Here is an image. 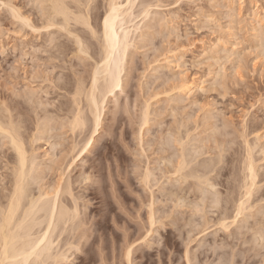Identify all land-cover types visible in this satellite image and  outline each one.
I'll list each match as a JSON object with an SVG mask.
<instances>
[{
    "label": "rangeland",
    "instance_id": "obj_1",
    "mask_svg": "<svg viewBox=\"0 0 264 264\" xmlns=\"http://www.w3.org/2000/svg\"><path fill=\"white\" fill-rule=\"evenodd\" d=\"M3 1H5V0H3ZM8 1L9 0H6V2H8ZM32 1L31 0H10L9 3L13 2L12 4L15 6V8H17V9L20 8L18 10L22 11V12L21 11L20 12H21V14L23 13V16H25V14H27L26 15L27 17H28V15H29V17L31 16L32 21L37 23V21L39 20L38 19L39 18V11L38 10L35 11V10H36V8L38 9L39 4L37 5V3H36L37 7L36 6L34 7L35 1H33L34 3ZM105 1L104 0H96V6H94L95 3H93L94 5L93 4L91 5V6H94V7H92V9L94 8L92 13H94L96 11L95 12L96 15L92 14V17H94V19L92 20L93 23H95V22L100 23V18L103 17L104 13L106 12V8H107L106 3H108V1L107 0H105ZM119 1H123V0H119ZM137 1L139 3L136 2L135 13H137V16H140V13L138 14L137 11H141V4H140L141 1L140 0H137ZM146 1L149 2L150 0H145V2ZM225 1H227V0H156L155 2H157V4L159 3L161 5V6L158 5V7L160 6V8H157V7L154 8L155 2H153V3L151 2L152 4L149 2L151 5H154L153 6L154 9L151 10V12L155 11L156 14L151 13V15H149V17L147 19L145 18L143 21L141 18L142 16L138 17L139 19L138 18L136 19L137 20L136 22H140V27L142 29L139 30L135 34V38H134L135 40H133L134 42L132 44V48H130V50H129L130 53L128 52L130 54L129 56H131V57L128 56L127 57V63L125 62V67H126L125 70L126 71L122 74V75H124L122 77L124 78L123 81H124V84L126 86L123 87L122 91L117 92V94H116L117 97L116 96L115 97H116V99H118V101L113 97V95H110L111 97L110 96L108 97L107 102L108 101H110V102H108V104L106 103V108H105L106 111L104 114L105 117L103 119L104 123L102 125L103 126L102 130L100 131V135L99 134L96 135V138H97L96 144L93 146L92 150L90 151L91 154L89 153L88 157L86 156L85 161H84V162H86V161H88V162H86L85 164H84V162L83 163L79 162L78 167H74L73 171L70 175L71 179L75 181L80 177V173L83 172L81 170V165L87 164L88 166L86 165V168L92 167V170L88 171V173L90 172V176L92 177L91 182L88 181L86 184L80 178L81 179L80 181L82 182V183L80 182V184L83 185V182H84V184H86V185H84V187H83V186H80V184L79 185L76 184V186L74 187L76 195H79L81 197V199H80L81 201H79V205L82 207L84 206L85 209H86L85 206H87V209H88V211L86 209V212H85V209H83V210H82V208L80 209L82 211V213L84 214L83 217L82 218L80 217V218L81 219L84 218L83 223L85 221V224L87 225V226H85V224H84V226H83L84 228L82 227L83 230H81V232L86 233L87 231H89L88 233L90 235L88 233H86V234L83 233V234L86 235L85 238L87 237L88 239L89 238L90 239L87 240V239L83 238V239H85V242L83 240L80 244L83 247L82 246L78 247V249L81 248V250L79 249V250H77V252H75L73 249V251H71V253L69 252L70 253V254L68 253L69 262H65V263H67V264H84V263L85 264H126V261H125L126 259L124 258V256H125L124 254L126 252L125 251L126 250V243L137 244L139 242L141 243V241H142V244H140V243L138 245L134 244L135 248L138 249V251H136V253H135L136 256H135V254L133 255V259H134V260H132L133 264H135V263L136 264H187V261L185 263V259H186L185 253L187 250L189 251L190 255L192 253H193L192 255L195 254L194 255L195 259H194V257L190 256L191 264H203L204 262H205L204 264H208V263L209 264H218V263L219 264H222V263L227 264L228 262H229L228 264H230V262H232V264H234V263L235 264H264V248H263V246H264L263 242L264 241L262 242V244H263V246H262L261 242H259V240H260L259 237L258 238H257V236L254 237L252 235V232H249L251 234L246 233L247 234L246 239H244L245 235L244 236L242 235L241 236L242 238H240V240L244 239V241L245 240L248 241V238L250 237L249 238L250 242H253L254 241L253 239L257 238V241H256L257 243L255 241H254L255 244L249 242L250 245L251 244L252 245L251 246L249 245V247H248L247 245L249 243H246L244 245L243 240H241V241L238 240L240 236L238 237V239L234 238L235 241L233 240L232 237H230V238L233 241L230 238H228L229 239L228 240V239H226V237H228L227 233L225 231L223 232L222 229L220 230V228H219L220 226H218V227L214 226L218 215L217 214L215 215V213H214V210L216 212L217 209L213 208L214 206L211 203L212 197L209 193H207V195L210 198L209 200H211V201L210 202H208L209 200L206 201V206L209 203L207 206V209H208L207 212H205L206 211L205 208L201 205H200V207L204 208V211H202L203 209L201 208L202 210H200V207H198L200 212L201 213L203 212L202 214H200L198 212L201 216H198L199 214H197V213H194V214H196V215H194L192 210H191L195 219L192 218V214H189V212H188L189 207H191V209H193V206H190V205L197 206V204H196L197 202H194L195 197H193L194 195L192 193L189 194L190 197L187 195L189 197V198L187 197L189 202H187V198H185V199L183 198L184 200L182 199V201H184V204H185L184 205L185 207L184 206L183 207L186 208L188 211L186 209L180 208L181 209L180 210V209L176 208L177 209L176 212H178V210H179L180 213H182V214H183V212H181V211H183V210L184 211L186 210V211L184 212V215L180 214L179 212L176 214L179 216H176L174 214L176 216V217H174L175 219L173 217L172 218L168 217L169 216L168 214L170 212L168 209L170 208V210H171L170 215L172 216L173 214H171V213H172L173 209H171V207L173 205H175L176 202L174 204H172L174 201L172 202L167 197V199L172 202V203L169 202L170 204H172L169 206L167 199L166 200L161 199L162 201L160 200V197L162 198L164 196L163 195L164 192L165 191L167 192V189L172 188L171 187L172 186L171 181H169L171 183V185H170V183L168 182L169 178L165 177V173H167V176L170 175V174H168V171H166V169H165L167 164H169V163H167L168 160L173 161L172 163H175V164L177 163V158L179 160H181L182 154L180 152L182 150L181 149L179 150V148H182V146L179 147V145H181V144L177 143V142H179L180 135H181V139L183 137V140L185 142H187V140H188V144L184 143L185 144L184 148L188 147V149L187 148H185V149L189 150L191 148V146H193V149L191 148L189 150L190 153H191V151L193 153V151L195 150L194 151L195 153H193V155L196 154L197 149L194 148V146H197L199 148V145H200L199 150L200 149L203 150L202 153L205 152V155L203 154L204 156H202L200 154L201 151H200V153H199V151L197 152V153H199V158L198 159L196 158V160H198V161L195 160V162L198 163L197 164L198 166L196 165V167H200L199 164H202L203 162L208 163L209 161H207V159L209 158L208 160L212 161V164L215 165L216 170L218 169L216 172H214L217 177L215 176V178H213L214 177V175H213L212 180H213V182H215V179H218L220 176L219 180L216 181L217 183L215 182L216 183L215 189H217V186H218L219 189L217 191H220L223 201L228 200V198L226 199V197H225L228 194L230 195V194L234 193V196H236L238 191H240V190H237L236 187H238L237 184L242 185L241 182L244 179L245 174H246V172L243 171L244 174H242V172L240 171V170H245L244 167H245V162L247 159V156L245 155L247 153H245V151H247V150H245L246 148H242V147L244 145H246V143H248V145L251 144L253 147L255 146V150H254V148L250 149V150H254L255 152H252V151H250V152H251V154L254 153L252 155L253 159H254V161L256 160L258 162L257 163L255 161V164L257 163L256 167L259 165L258 168L259 169L261 168L260 172L257 169L258 175H259L257 178H258V182H260V180H261L260 183L262 184V186H264V55L263 56L261 55L262 51L264 50V47L262 46V43H261L262 42L261 39L264 38V29H262V27L264 28V26H263L264 22L262 24V27L260 26L261 27L260 30L262 29L261 33L259 31L260 35L262 34L261 36L259 35L261 38L255 36V31H254V29L252 30V27L254 28L252 23H255V21H253V20H255L257 17H260V18L264 17V0H233V1L228 0L227 2H230L228 4ZM97 4H98V6H97ZM138 5L140 7V10H139ZM7 10L8 9H6L4 6H0V105H1L0 106V118L8 117V115H11V113H12L11 116H13V117L15 116L14 118L12 117V119H13V121H15V123H17L16 121H18V123L21 122L22 124H24L23 128L21 126V132L24 129L23 130L24 133L22 132V135L25 134L24 136L27 139H29V137L32 136L33 132L39 126L38 122H39V124H43V120L41 118L47 117L50 114H52L49 117L51 119L53 117H55V118H53L51 120L50 124L52 125V123H53V125L55 127L53 125L51 126L50 124H49V126H51L52 128L54 127V129L59 128L58 131L56 129V132L54 131V133L53 132L51 133L52 135L55 136L54 137L55 142L53 141V138L51 139L52 135L45 134L46 140H49V138H50V141H42L41 140V141H38V143H37L38 145L36 144V146L35 145L34 146L39 149V151L37 150L38 155H40L39 157L43 156L42 158H45L47 156V154H46V156H44V155H45V153L48 152L49 158L47 156V158L43 159V160H45L46 163H49V162L51 163L53 158L56 160L58 157L59 158L57 159V161H59V159L62 158V156L59 155V154H61L60 151H61L62 146L63 145L65 146V147L63 146L64 150L62 149V153L64 151V153L66 154V152L68 150H71V148H72L71 145L73 146V144H74L73 143V137L74 136H72L73 134H72L69 126L67 125L68 119H65V116H67V115H65L66 110H67V104L69 105V102H71V100H72V99H70V98H72L70 91L73 88H75L74 84H77L75 82H78V81L81 82L82 81L86 86H88L90 84V79H91V75H92L91 73H92V70L94 67L93 65L96 63V59H97L96 57H98V55H99L98 52L100 51L97 49H100V46L98 44V41L93 40L94 38L93 39L91 38L92 36L90 35L89 31L87 29H86L87 31L84 30L85 28L83 27L84 31L83 30L82 31L84 33L80 29V32H81L80 37L82 34L84 36V34H86V32H88V34H86L87 36H84V37L82 36L81 38L84 41L85 40L88 41V42L86 41V46H87V43H89L88 45H89V48L91 50L89 49L90 52H88V53L91 56L88 55L89 56L88 57L86 55L80 54L82 56V58L85 59V60H83V59H80L81 58V57H79L80 55L76 54L77 58H75L76 48L74 49L73 46L76 47V45L74 44L75 39L73 37L70 38L69 35L67 37V34L62 35L63 32H61L62 34L59 33V35H58L59 31L57 32L56 29H54L56 31V35L58 38V39L56 38V41L53 42L57 45L56 46L54 44V46H55L54 47V46L50 45L51 42L48 39L50 36L49 34L47 35V33H45V32L44 33L46 35L41 34V33H32V32L29 33L30 29H28V28H26V30L28 29L27 30L28 32L25 31V29L23 28L21 23H19L18 21L14 20V19H13L14 21L11 19L12 16L9 15L10 14V13H8L9 10H8V12H7ZM104 10H105V12H104ZM252 11H255L257 13V16L255 15L256 18L253 17L254 14L252 13ZM97 12H99V13L97 14ZM34 13L36 15H34ZM97 16L99 19L97 18ZM34 19H35V21H34ZM257 19H259V18H257ZM15 22L16 23L18 22V23L16 24ZM18 24H20L21 28L18 26ZM150 26H151V29H150ZM147 28H149V29H147ZM18 30H20L21 32ZM22 30H23V32H22ZM142 30L147 31V33L144 32L147 35H145V37L141 38L139 35L141 34ZM47 36H48V38H47ZM52 36L53 35H51L50 38H52ZM55 36L53 38H55ZM64 36H66V37H64ZM60 37H62V38H60ZM85 37L86 38L89 37L91 40L89 38L86 39ZM59 38H60V40H59ZM46 39H48L49 41L47 40V42H50V43H47ZM73 39H74V42L72 41ZM142 39H145V40H142ZM96 41H97V43H96ZM147 41H149V42H147ZM90 42L93 43V44H91L93 47L90 46ZM61 43L65 44V47H64V45L62 46ZM60 45H61V47L64 48L63 49L64 52L62 51V48H60V52H59L58 47H60ZM66 45H67V47H66ZM95 46H97V49ZM52 47L58 48V50L56 49V52H55L54 51L55 49L51 50ZM93 48L96 50H94ZM69 49H71V50H69ZM225 49H227L226 50V51H228L227 53H224V52H226ZM65 51H66V53H65ZM70 51L75 52V53L73 52L74 56H73V53H71ZM57 52L59 53L58 55H61V53L63 55L61 57L60 56L58 57ZM67 52H68V54H67ZM95 52H96V55H95ZM229 53L231 54V56L228 55ZM213 55H215V56H213ZM227 55H228V57H227ZM212 57H213V59H212ZM61 58H62V60H61ZM80 60H82V61H80ZM164 66H165V68H164ZM219 75L223 76L222 79L225 77L221 82H220L221 78ZM215 78L216 79L218 78V86L216 84ZM127 79H128V82H127ZM180 81H185V82H188L189 84H194L193 90L187 91V90L179 89L178 86H179ZM219 85H222V86H219ZM176 88H178V89H176ZM32 91H33L35 96L33 95V93L30 94V92H32ZM25 94H26V96H25ZM29 95L33 96V98L37 96L38 99L36 98L33 100V98H30L31 96L29 97ZM29 98L32 99L33 102L35 101L34 107L30 102L28 104V100H30ZM174 98H175V101H174ZM83 99H85V98L83 97L82 100ZM177 99H178V102H176ZM38 100H39V102H38ZM113 100L116 101L117 103L113 102ZM36 101L38 102L37 103L38 105L42 106L41 108L36 106L37 105ZM40 101H42V104H40L41 103ZM83 101H82V103L86 102V101L85 102H83ZM82 103H81V105H83L82 107L84 108V111L86 109V112H88L87 108H86L87 105H85L86 103L85 104H82ZM63 104H65L66 106L64 107ZM62 105H63V107H61ZM146 105L150 107L149 109L151 111L149 113H150V116L153 117V119L149 116L151 118L149 120H151L152 122L150 121L149 124H147V126H143V130H140V128H142V126L140 127V125H142V124H140L142 122L141 118H143L140 113H142L143 107L145 108ZM70 106L71 105H69L68 108ZM45 107L47 108V112H46V109H44ZM60 108H61L62 114L59 110ZM62 108H64V109H62ZM4 109L5 110L10 109L9 110L10 114L8 111H7L8 112L7 113ZM40 110H42V112H40ZM144 110H143V113H144ZM4 111L7 114H5ZM57 112H58V115H57ZM86 112H85L86 117L88 115L89 117H87V118L88 119L91 118L90 114L86 113ZM38 113H39V115H38ZM44 113L45 114L49 113V115L48 114L45 115ZM3 114H4V117L1 116ZM35 114H37V116ZM40 114H42L44 116H42ZM60 114H61V116H60ZM66 114H68V113H66ZM55 115L58 117H56ZM113 115H114V117H112ZM39 116H41L40 119L37 118ZM63 117L65 119L64 121H63ZM208 117H210V118H208ZM28 119H29V121H28ZM175 119H178V122H180V123L178 124ZM206 119H208V121ZM22 120L24 121V123ZM39 120L40 121L42 120V122L40 123ZM55 120H58L59 123H58V121H55ZM138 121H140V123ZM173 121H175V123H173ZM63 122H64L66 128L64 127V125L62 127ZM59 124H61V128H60ZM91 124H92L91 121H89L87 124L88 127L86 126V128L84 129V133L83 132L81 134L79 133L80 136H79V134L76 135L77 137L79 136L78 139L76 138L78 140V142H81L84 139H86L87 137H89L88 134L90 135V130L92 128ZM171 124H173V125H171ZM138 125H139V127H138ZM178 125H181V126L184 125L186 127L184 128V126H183V128H181V126H178ZM111 126L114 128H112ZM176 126H178V129L180 127L182 129V131H181V129L177 130ZM89 127H90V129H89ZM196 127H198V128L196 129ZM211 127H213L215 133L213 132V129H211L212 132H211V130H209ZM244 127H245V129H244ZM138 128H139V131H138ZM186 128H189L190 132L188 131V129L186 130ZM215 128L217 129V132H219L218 133L219 138H218V136H215V134L217 135ZM61 129H63V130H61ZM203 129H205V130H203ZM26 130L28 133L26 132ZM140 131H142V133ZM177 131L179 133V136L177 135L178 134ZM186 131L189 132V135H190V136L187 135L188 139H186L187 138L186 135L183 136V134H185ZM245 131H246V133H245ZM138 132H140L139 133L140 135L138 134ZM34 133L36 134L37 132H34ZM181 133H183V134H181ZM190 133L193 134L194 136L193 135L191 136ZM212 133H214V135H212ZM222 133H223V135H221ZM84 134H86V135H84ZM174 134L177 136V139H175L176 136ZM219 134L221 135V137L223 136L222 140H221V137ZM27 135H29V136H27ZM207 135H208V139L211 140L212 142L209 140H206ZM211 135H212V137L215 136V137H213L214 139L211 138ZM237 135H239L240 137ZM81 136H84V138ZM242 136L244 139H246V141L249 138L248 141L249 142L251 141V142L249 143L247 141L245 143L244 139H242ZM246 136L247 137L249 136V137L247 138ZM25 137H24V139H26ZM189 137H190V139L194 138L193 141L195 140V138L196 139L198 138V140H200V139L202 140L204 138V140H206V141L203 142V140H202V142H200L201 140L200 141L197 140L198 141V143H197L195 140V143H194L192 141V139L190 141ZM257 137H259V140ZM1 138H2V136H0V143L3 141V139H1ZM139 138L140 139L142 138L143 141L140 140ZM215 138H217V141L220 140L219 142L224 141L223 142L224 146L222 145V143L217 142L215 140ZM164 139L166 140V142ZM212 139L215 140V142L217 143V145H218L217 148L221 145L223 146V148H221V150H220V147H219V149H217L216 146H214V145H216V143H213ZM61 140H62V142H60ZM74 140H75V138H74ZM174 140H177V141L174 142ZM237 140H239V141L237 142ZM57 141H58V143H57ZM70 141H72V142H70ZM170 141H172V142H170ZM205 142H206L207 146H206ZM26 143H29V142L26 141ZM49 143L51 145H53V144L54 145L58 144V145H56L55 147L53 146L55 148V150H54L53 147L51 148ZM189 143L191 146L189 145ZM192 143H193V145H192ZM200 143L202 145H204V147L201 146ZM29 144L31 146V143H29ZM29 144H27V146H29ZM162 144H163L164 149L162 148ZM168 144H170V145H168ZM233 144H234V147H233ZM164 145H165V147H164ZM175 145H178V147H175ZM208 145H209V150L213 149V150H210V152H207L208 151ZM230 145H231V147H230ZM251 145H250V148H251ZM0 146H2V145H0ZM30 146H29V148L27 147L29 149L28 151H30L32 149ZM38 146H40V147H38ZM212 146L214 148H211ZM142 147H145L146 151L143 150L144 148L141 149ZM201 147H203V148H201ZM244 147H246V146H244ZM248 147H247V149H248ZM169 148L171 151L169 150ZM204 148L206 149L205 151H204ZM234 148H236L237 150ZM66 149H68V150H66ZM161 149H163V151H160ZM222 149L225 150L227 153L225 151L223 152ZM3 150H7V151L5 152ZM8 150L9 149L6 146L5 147L2 146L0 149V197L3 194V193L1 194L3 186L6 187V185L8 184V183L6 184V182H9V179L11 178V177L10 178L8 177V179H7L8 181L5 179V178H7V175H8L7 172L9 170H11L10 167L9 168L7 167L9 169V170H7L5 165L8 163V165L9 166L11 165V167H12L11 162L14 160V157H12L14 154L12 153V151H10V150L8 151ZM51 150H52V153L50 152ZM105 150H106V152H105ZM239 151H240V154H239ZM49 152H50V154H49ZM161 152H163V153L161 154ZM220 152H222L223 155H220V154H222ZM260 152H262V153H260ZM10 153H11V155H10ZM54 153H55V155H54ZM140 153L143 154V156ZM218 153H220V154H218ZM7 154H8V156H7ZM175 154H176V156H174ZM224 154L226 157L224 156ZM217 155L220 156V159H224V161H223L224 163L223 164L221 163L223 166L220 163H218L219 158ZM50 156L52 158H50ZM167 156L170 157L171 160ZM196 156L198 157V154H196ZM212 156H213V158H212ZM222 156H223V158H221ZM55 157H57V158H55ZM159 157L161 160L159 159ZM174 157H176V159H174ZM241 157H243L244 159ZM12 158H13V160H12ZM42 158H41V162H42ZM87 158H89V159H87ZM165 158H168V159H165ZM214 158H216L217 160ZM8 159L10 162L8 161ZM50 159H51V161L47 162V160H50ZM242 159H243L244 163H242ZM164 160L165 161L167 160V162H164ZM179 160H178V162H179ZM225 161L227 162V165H226ZM5 162H7V163H5ZM45 162H44V165H45ZM154 162H156V163H154ZM195 162H193V163H195ZM200 162H202V163H200ZM141 163H142V165H144V163H145V165L142 166ZM146 163H148V166H150V167H147L149 170H151L150 168H152V170L155 168V171L154 170L153 171L157 173L156 176H158V174H159L160 180H162V178L164 177L163 181H161V184H158V180L155 183L156 178L154 177L155 180L151 185H153L156 188H154L153 191L154 192L158 191L160 189V186L162 189L166 188V190L161 189V190H159L160 191L159 193L158 192L155 193L157 196V198H156L157 201L155 200V202H157V203H155L156 204L155 207H157V208L154 207L155 210L158 209L157 210V213H158L157 217L159 216L158 218L161 219V221H165V222L163 223V225H161L163 227H161L160 224L158 225L159 229H157V231L159 230L160 231V232L158 231L159 233H157L155 231L156 234H152L151 237H148V243H145V241L143 239H141V237H142V234H144L146 231V230H144L143 227H145V226L148 227L147 218H149V217H147V216L149 214V209H148L149 201L148 200H149L150 195L145 194L149 190H147L145 187L142 188L144 186V185H142V178L140 180L139 175H138V174L143 175L142 172L147 169ZM215 163H217V164H215ZM103 164H104V166H103ZM175 164H172V166ZM218 164H219V167L217 168ZM51 165H52V163H51ZM160 165H161V167H160ZM242 165L244 167H242ZM136 166L138 167L139 171H140V168H142L141 170H143V169H145V170L140 171L141 173H139V171H138V173H137L136 171L138 169L137 170L134 169V168H137ZM169 166L172 169H170ZM172 166L168 165L169 169L168 168L167 169L173 170V167H175V166H173V167ZM193 166H195V165H193ZM76 168H78V169H76ZM219 168L220 169L223 168V169L220 170ZM108 170L110 172L109 173L110 175L108 174ZM161 170L164 172L166 171V172L164 173ZM238 170H239V172H238ZM47 172H48V174H46ZM135 172L137 174H135ZM220 172H221V174H220ZM10 173L11 172L9 171V174ZM118 173H119V175H118ZM231 173L234 174L233 177L235 179L232 177ZM44 174H45L44 175L45 178L50 177L49 180H48V178L45 179L48 187L52 186V184H50V183H53V181L56 182V180H58V179H55V178H58L57 173L55 171H53V172L51 171V173H50L49 171L45 170ZM160 174H161V176H160ZM241 174L244 175L243 178H242ZM5 175H6V177H5ZM141 175H140V177H142ZM154 175H155V173H154ZM3 176H4V178H3ZM8 176H10V175H8ZM76 177H78V178H76ZM168 177H170V176H168ZM166 178H167V180H165ZM229 178L230 179L233 178L232 181L229 180ZM239 178H242V179H239ZM259 178H260V180H259ZM119 179H121V180H119ZM157 179H159V178L157 177ZM236 179L239 181H237ZM110 180L112 181V183ZM225 180L226 181L228 180V181L225 182ZM235 180H236V183H235ZM240 180H241V182H240ZM166 181H167V184H166ZM172 182H174V180ZM4 183H5V185H4ZM88 183H89V185H88ZM154 183L157 185L155 186ZM230 183H231V185H230ZM53 184H55V183H53ZM162 184L163 185L166 184V187L163 186ZM173 184L175 185L176 183H173ZM177 184H176V186L178 188H180L181 186L185 187V185L179 186L180 184L179 185H177ZM234 184L236 186H234V189H233L232 185H234ZM257 184H259V183H257ZM77 185H78V187H77ZM112 185H114V186H112ZM158 185H160V186H158ZM168 185H170L169 188H168ZM260 185H258V186H260ZM89 186H90V188H88ZM176 186H174L173 188L178 189ZM86 188H88V189H86ZM223 188H224V190H223ZM261 188L262 187L260 186V189ZM144 189H145V192H144ZM156 189H158V190H156ZM226 189H227V191H226ZM238 189H239V187H238ZM260 189H259V191H257L258 195L256 196V194H255L256 198L257 197L259 198V195H260V197H262V192L264 195V191H263L264 187L261 190ZM34 190L37 193V191H38L37 186L34 187ZM234 190L237 193L233 192ZM82 191L84 192L83 193L84 195H82V193H81ZM213 191H215V190H213ZM224 192H226V193H224ZM240 192H242V190ZM114 194H116V195H114ZM161 194H162V196H160ZM222 194H223V196H222ZM224 194H227V195H224ZM99 195H101V196H99ZM232 195H230V197ZM82 196H83V198H82ZM181 196H183V194ZM191 196L193 198V203H191L192 202ZM165 197H166V195L164 196V199H165ZM224 197H225V199H224ZM137 198H140L141 202H140V199H137ZM179 198H181V197L179 196ZM253 198L256 199L255 197H253ZM263 198H264V196L262 197V199ZM82 200H83V203H82ZM88 200L90 201V205L88 203L89 202ZM142 200H143V202H142ZM159 200H160V203H159ZM164 201H166V205H163ZM258 201H256V204L260 202V201L259 202ZM185 202L187 203L188 206H186ZM210 203L212 205H210ZM261 205L264 206V203H261ZM261 205H259V207H256L255 212L258 211V208H260ZM165 206L168 209H166ZM211 206H213V207H211ZM159 207H161V208H159ZM163 208L165 209V211H162ZM215 208H217V207H215ZM122 210H123V212H121ZM193 211H194V209H193ZM176 212L174 211V213H176ZM160 213L161 214L163 213L162 216ZM164 213H166V214L168 213L167 214L168 216H166ZM188 214H189V216H187ZM206 214H208V215H206ZM209 214H210V216H209ZM164 215L169 218L168 221H166V219H164L165 218ZM205 215L212 218V219L215 216L216 220L211 219L213 221L214 225L211 223L212 221H210V219L208 217L207 218L205 217ZM81 216H82V214H81ZM182 216L183 217L186 216L185 222H184V220H183L184 218ZM202 216H204V217H202ZM260 216H261V214H260ZM260 216L258 217L259 219L261 218ZM188 217H190V218H188ZM201 217H202L203 221L206 219H209V221L211 223L210 225H213V226L209 225V227H211L210 228L211 230L209 229L210 231L207 230V233L209 235L205 234L203 236V234H200V236H198L199 231H201V229L199 228V226L202 224V220H200ZM187 218L190 219L191 221L193 220L194 221L193 224L195 223V221H196V224H198L200 222H201V224H198L199 226L195 224L193 227H190L192 225H190L191 223H187L188 221H190ZM258 218L256 217L255 220H258ZM103 219H105V220L107 219L108 222L105 221L107 223L106 224L104 223L101 226L95 225V223H94L95 221H101ZM140 219H142L143 221ZM172 219H174V220L177 219L178 224L177 223L175 224L174 220L172 222ZM181 219H182L184 224H182V222L180 224ZM252 219H254V218H251V220H249L250 225L252 224V222L254 223V221H252ZM260 220H262V218ZM262 222H264V220ZM91 223H93V224H91ZM141 223H143V224H141ZM171 223H173L174 226L172 225V227H171ZM164 224H165V226H164ZM178 225H179V228H178ZM195 226H197V229L199 228L197 231L195 229ZM261 226H264V223ZM185 227H186V230L184 229ZM156 228L157 227H155V229ZM142 229L144 230V232ZM145 229H147V228L145 227ZM191 229H194L197 233ZM217 229H218V231L220 230L219 231L220 233H218V235H217ZM231 229L233 230L234 227H232ZM179 230H181V231H179ZM190 230L193 231L194 233L191 232V234H189ZM214 231H216V233H214ZM126 232H127V234H126ZM244 233H245V231H244ZM87 234H88V236H87ZM222 234H224V235H222ZM190 235L194 240L190 237ZM196 235H197V238H199L200 240L195 238ZM214 236H217L215 238L216 239L218 238V240L214 239ZM251 236H253L254 238L253 237L251 238ZM158 237H159V239L161 238L160 241H159ZM200 237L203 240L205 237L207 240L205 239L203 241ZM223 237H224V241L221 240V238H223ZM126 238H127V240H126ZM123 240L124 241L126 240V243ZM212 240H213V243L217 242V244L214 245L212 243ZM157 241H158V243H157ZM199 241L204 242L205 244L201 243ZM237 241H238V243H237ZM242 241H243V243H242ZM112 242L114 243V245ZM207 242L209 243L208 245H210L209 247L206 246ZM218 242L221 245H218ZM200 243L203 245V247H201ZM224 243L230 244L231 248L228 246L224 247L226 245V244L224 245ZM241 243L243 246L241 245ZM146 244H147V246H146ZM148 244H150V245H148ZM184 244H187V246ZM198 244H200V246ZM196 245H198V247ZM212 245H213V247H211ZM233 245H235V246H233ZM124 246H125V248H124ZM136 246H139V247L137 248ZM245 246L249 249V251ZM252 246H253V249L251 248ZM259 246H262V249L259 248ZM220 247H222V248H220ZM232 247L235 248L234 249L235 251L233 250ZM196 248H201L202 251H201V249H196ZM243 248H245V249H243ZM195 249L198 251H196ZM213 249H214V253L212 251ZM251 249H252V251H251ZM257 249L258 250L260 249V250L258 251ZM101 250H103L104 252ZM221 250H223L222 251L223 253H221ZM232 250L235 252V253H233V255L236 258L232 257L233 256L231 254L233 252ZM244 250H245V252H244ZM238 251L241 254H243L244 256H242L240 253H238ZM242 251H243V253H242ZM134 252H135V250H134ZM217 252H220V253H217ZM255 252H257V253L254 254ZM259 252H260V254H259ZM84 253H85V255H84ZM113 254H115V255H113ZM221 254L222 255L224 254V255L222 256ZM225 254H226V256H225ZM258 254H259V256H258ZM196 255H197V257H196ZM114 256H115V258H114ZM249 256H251V257H249ZM255 256H257V257H255ZM227 257H228V259L226 260L225 258H227ZM231 257L234 258L233 261H231L232 260ZM217 258H219V259H217ZM220 258L222 259V262H221ZM192 259H193V261L195 260L194 261L195 263H193ZM224 259L226 261H224ZM247 259H250V260H247ZM250 261L252 263H249Z\"/></svg>",
    "mask_w": 264,
    "mask_h": 264
},
{
    "label": "bare ground",
    "instance_id": "obj_2",
    "mask_svg": "<svg viewBox=\"0 0 264 264\" xmlns=\"http://www.w3.org/2000/svg\"><path fill=\"white\" fill-rule=\"evenodd\" d=\"M10 1V0H9ZM9 1L8 2H6V0L5 1H3L2 0V3H0V6H4L6 9H8L9 10V12H8V10H7V12L8 13H10L9 15H11L12 16V20L14 19V20H16V21H18L19 23H21V25L23 26V28L25 29V31H27L28 29H30V32L29 33H41V34H45V33H47V35L49 34L50 36H49V38H48V36H47V38L50 40V42H47V40L48 39H46V42L47 43H50V45H52V46H54V44L55 43H53V42H55L56 41V38H57V35H56V31L58 32V35H59V33H61V32H63V34L62 35H66L67 34V37H68V35L70 36V38H74L75 39V45H76V47L75 46H73L74 47V49L76 48V53H75V58H77L76 57V54L77 55H80V54H83V55H86V56H91L88 52H90L89 51V43H87V46H86V41L87 40H83L81 37L83 36V34L81 35V37H80V29H81V31L83 30V27L85 28L84 30H88L89 31V33H90V35L92 36L91 38L93 39V40H97L98 41V44H99V46H100V49H97V46H95L96 47V49L97 50H100L99 52H98V57H96L97 59H96V63L93 65L94 67H93V70H92V75H91V79H90V84L88 85V86H86L82 81L80 82V81H78V82H75V83H77V84H74L75 85V88H73L70 92H71V97L72 98H70V99H72L71 100V102H69V105H71L69 108H68V104H67V110H66V113H68V114H66L65 112V115H67V116H65V119H68V126H69V128H70V130H71V132H72V136H74L73 137V146L71 145V150H68V149H66V150H68L67 152H66V154L64 153V151H63V153H62V149H63V146H62V148H61V154H59L60 156H62V160L61 159H59V161H57V159L59 158H57V157H55V158H57L56 160L53 158V160H52V165H51V163L49 164V163H46L45 162V160H43V159H45V158H47V156H48V152L47 153H45V155L44 156H46V154H47V156L45 157V158H42V157H39L40 155H38V151H39V149L38 148H36L35 146H36V144L38 143V141H50V138H49V140H46V138H45V134H49V135H52L51 133L53 132L54 133V131L56 132V129H54V125H53V123H52V125L54 126L53 128L51 127L52 125L50 124V122H51V120L53 119V118H55V117H53L52 119L49 117L50 115H52V114H50L49 115V113H47L49 116H47V117H44V118H41L42 120H43V124H39V122H38V127L36 128V130L34 131V132H37L36 134L33 132V134H32V136H30L29 137V139H27L24 135H22V132H23V130H22V132H21V126H22V128H23V126H24V124H22L20 121V123H18V121H16L17 123H15V121H13V119H12V117L13 116H11L12 115V113H11V115H8V117H5V118H0V136H2V138L1 139H3V141L0 143V145H2V146H6V147H8V149L10 150V151H12V153L14 154L12 157H14V160H13V158H12V162H11V164H12V167H11V165L9 166L8 165V161H9V159H8V161L7 162H5V163H7L5 166H6V168L8 167H10V169L11 170H9L8 168H7V170H9L11 173L9 174V171L7 172V174L8 175H10V176H8L7 175V178H5L6 180L8 179V177L10 178L9 179V182H6V187L5 186H3V188H2V191H1V194H2V196L0 197V262H2V264H67V263H65V262H69V256H68V253L70 252L71 253V251H73V249H74V251L75 252H77V250H81V248H79L78 249V247L80 246H82V245H80L81 244V242L84 240V242H85V239H87V240H89L87 237L85 238V236L86 235H84L83 233H85V232H81V230H83V226H84V224H85V221H84V223H83V219H81L82 217H83V213H82V211L80 210L81 208H82V210L83 209H85L84 208V206L82 207V206H80L79 205V201H81L80 199H81V197L79 196V195H76V193H75V186H76V184H80V180L82 179V181H84L86 184H87V182L88 181H90L91 182V180H92V177L90 176V172L88 173V171L89 170H92V167L91 168H86V165H81V170L83 171L82 173H80V177L78 178V177H76V178H78L77 180H72L71 179V177H70V175H71V173H72V171H73V168L74 167H78V163L79 162H81V163H83L84 161H85V158H86V156L88 157V154L90 153V151L92 150V148H93V146L96 144V135H100V131L102 130V125H103V119H104V117H105V111H106V103L108 104V102H110V101H108L107 102V99H108V97L110 96V95H113V97L116 99V94H117V92L118 91H122V89H123V87L124 86H126L125 84H124V78L122 77V76H124V75H122L126 70H125V62L127 63V57L130 55L129 53V50H130V48H132V44H133V40H135L134 38H135V34L139 31V30H141L142 28L140 27V22H136L137 20V18L138 17H141L142 18V21L146 18H148L149 17V15H151V13H155L156 14V12L155 11H153V12H151V10H153L154 8H160V4L158 3L157 4V2H155L156 0H152L153 2H155L154 3V5H151L148 1H146L145 2V0H140L141 1V11H137L138 12V14L140 13V16H137V13H135V5H136V2H138L137 0H123V1H119V0H107L108 1V3H106V5H107V8H106V12H105V10H104V15H103V17L102 18H100V23H96L95 21V23H93V19H94V17H92V14H94V15H96L95 14V12L94 13H92L93 12V9H92V7H94V6H96V0H33V1H35V4H34V7L36 6V3H37V5L39 6L38 7V9L36 8V10L35 11H39V22L37 21V23H35V22H33L32 21V17L30 16L29 17V15H28V17L26 16L27 14H25V16H23V13L21 14V12L18 10V9H20V8H15V6L10 2L9 3ZM32 1V0H31ZM32 1V2H33ZM105 1V0H104ZM228 1V0H227ZM227 1H225V2H227ZM233 1V0H232ZM231 1V2H232ZM31 2V3H32ZM106 2V1H105ZM104 2V3H105ZM34 3V2H33ZM32 3V4H33ZM93 3H95V5L93 4ZM139 3V2H138ZM228 3H230V2H227V4ZM233 3V2H232ZM13 6H12V5ZM94 5V6H91V5ZM139 4V5H140ZM139 5H138V7H139ZM158 5H160L159 7H158ZM97 6H98V4H97ZM153 6H154V8H153ZM33 7V8H34ZM37 7V6H36ZM96 8V7H95ZM99 8V7H98ZM105 9V8H104ZM138 10V9H137ZM139 10H140V7H139ZM34 11V12H35ZM99 12H97V14H98ZM158 13V12H157ZM252 13L254 14V16L253 17H255V15L257 16V13L255 12V11H252ZM136 14V15H135ZM259 14V13H258ZM34 15H36L35 13H34ZM251 15V14H250ZM10 16V17H11ZM100 17V16H99ZM31 18V19H30ZM97 18H98V16H97ZM256 18V17H255ZM257 18H259V19H257ZM255 20H253V21H255V23H252L253 24V26H254V28L252 27V30L254 29V31H255V36H257V37H260L261 35H260V33H261V30L262 29H264L263 27H262V24H263V22H264V17L262 18H260V17H257ZM99 19V18H98ZM97 19V20H98ZM139 19V18H138ZM13 20V21H14ZM105 20H108V25H107V29L105 28ZM34 21H35V19H34ZM17 22V23H18ZM99 22V21H98ZM16 23V22H15ZM16 23V24H17ZM18 26L20 27V24H18ZM262 27V29L260 30V28ZM264 26V25H263ZM80 27V28H79ZM21 28V27H20ZM22 28V29H23ZM26 28H28L27 30H26ZM146 28V27H145ZM54 29H56V31L54 30ZM147 29H149V28H147ZM146 29V30H147ZM150 29H151V26H150ZM54 30V31H53ZM83 30V31H84ZM86 30V31H87ZM18 31H20V30H18ZM24 31V32H25ZM82 31V32H83ZM85 31V32H86ZM148 31V30H147ZM147 31H144V30H142V32H141V34L139 35L141 38L142 37H145V35H147L146 33H147ZM259 31H260V33H259ZM21 32V31H20ZM22 32H23V30H22ZM28 32V31H27ZM45 32V33H44ZM144 32H146V33H144ZM65 33V34H64ZM84 33V32H83ZM149 33V32H148ZM60 34V35H61ZM86 34H88V32H86ZM86 34H84V36H87ZM36 35V34H35ZM46 35V34H45ZM51 35H53L52 36V38H50L51 37ZM56 35V36H55ZM260 35V36H259ZM25 36V35H24ZM55 36V38H53ZM83 36V37H84ZM149 36V35H148ZM38 37V36H37ZM59 37V36H58ZM64 37H66V36H64ZM263 37V36H262ZM60 38H62V37H60ZM60 38H59V40H60ZM86 38V37H85ZM87 38H89V37H87ZM86 38V39H87ZM149 38V37H148ZM261 38V37H260ZM259 38V39H260ZM58 39V38H57ZM69 39V38H68ZM74 39L72 40L73 42H74ZM90 39V38H89ZM264 39V38H263ZM263 39H261L262 40V46L264 47V40ZM48 40V41H49ZM91 40V39H90ZM142 40H145V39H142ZM58 41V40H57ZM97 41H96V43H97ZM61 42V41H60ZM88 42V41H87ZM147 42H149V41H147ZM57 43V42H56ZM58 44V43H57ZM91 44H93V43H91L90 42V46L91 47H93ZM49 45V44H48ZM56 45V44H55ZM61 45L63 46L64 45V47H65V44H62L61 43ZM61 45H60V47H58L59 48V52H60V48H62V51L64 52V48L63 47H61ZM95 45V44H94ZM97 45V44H96ZM57 46V45H56ZM98 46V47H99ZM55 47V46H54ZM54 47H52L51 48V50H53V49H55L54 51L56 52V49L58 50V48H54ZM66 47H67V45H66ZM73 49V48H72ZM73 49V50H74ZM94 49V48H93ZM92 49V50H93ZM96 49H94V50H96ZM69 50H71V49H69ZM91 50V49H90ZM227 49H225V51H226ZM48 51V50H47ZM53 51V52H54ZM61 51V52H62ZM67 51V50H66ZM66 51H65V53H66ZM224 51V50H223ZM62 52V53H63ZM71 52V51H70ZM73 52H71V53H73ZM129 52V53H128ZM219 52V51H218ZM217 52V53H218ZM228 51H226V52H224V53H227ZM61 53V55H58L59 53L57 52V55H58V57L60 56H62L63 54ZM64 53V54H65ZM74 53H73V56H74ZM55 54V53H54ZM67 54H68V52H67ZM66 54V55H67ZM65 55V56H66ZM95 55H96V52H95ZM226 55V54H225ZM228 55H230L231 56V54L229 53ZM228 55H227V57H228ZM233 55V54H232ZM261 55L263 56L264 55V50L262 51V53H261ZM88 56V57H89ZM133 56V55H132ZM213 56H215V55H213ZM64 57V56H63ZM79 57H81L80 59H83L82 58V56L80 55ZM78 57V58H79ZM84 57V56H83ZM129 57H131V56H129ZM54 58V57H53ZM92 58V57H91ZM95 58V57H94ZM60 59V58H59ZM87 59V58H86ZM93 59V58H92ZM131 59V58H130ZM212 59H213V57H212ZM61 60H62V58H61ZM83 60H85V59H83ZM95 60V59H94ZM93 60V61H94ZM64 61V60H63ZM80 61H82V60H80ZM95 62V61H94ZM164 68H165V66H164ZM128 70V69H127ZM238 73V72H237ZM75 74V73H74ZM239 74V73H238ZM217 76V75H216ZM220 76V78H221V80H220V82L225 78H223L222 79V77L223 76H221V75H219ZM218 77V76H217ZM79 79V78H78ZM216 79V78H215ZM82 80V79H81ZM85 82V81H84ZM127 82H128V79H127ZM126 82V83H127ZM128 84V83H127ZM216 84H217V86H218V78L216 79ZM72 85V84H71ZM193 85L194 84H189L188 82H185V81H180V83H179V89H183V90H187V91H192L193 90ZM223 85V84H222ZM222 85H219V86H222ZM225 85V84H224ZM57 87V86H56ZM59 87V86H58ZM70 87V86H69ZM177 87V86H176ZM71 88V87H70ZM69 88V89H70ZM66 89V88H65ZM176 89H178V88H176ZM68 91V90H67ZM69 92V93H70ZM33 93V91L32 92H30V94H32ZM27 94V93H26ZM26 94H25V96H26ZM29 94V93H28ZM33 95H34V93H33ZM68 95V94H67ZM28 96V95H27ZM31 95H29V97H30ZM35 96V95H34ZM116 96V97H115ZM85 98V99H83L82 100V98ZM111 97V96H110ZM174 97V96H173ZM30 98H33V96H31ZM29 98V99H30ZM37 98V96L36 97H34L33 98V100L34 99H36ZM28 99V98H27ZM38 99V98H37ZM69 99V98H68ZM114 99V100H115ZM32 99H30V100H28V104H29V102L33 105V107H34V102H33V100L31 101ZM113 100V102H115V103H117L116 101H114ZM117 101H118V99H116ZM82 101L83 102H85V103H82ZM174 101H175V98H174ZM27 102V101H26ZM38 102H39V100H38ZM37 101H36V104L38 103ZM41 103L40 104H42V101H40ZM173 102V101H172ZM176 102H178V99H177V101ZM68 103V102H67ZM81 103L82 104H85V105H87V111L88 112H86V109H85V111H84V108L82 107L83 105H81ZM114 103V104H115ZM146 103V102H145ZM144 103V104H145ZM44 104V103H43ZM64 105V107L66 106L65 104H63ZM63 105L61 106V107H63ZM84 105V106H85ZM148 105V104H147ZM145 106V108L143 107V110H144V113H143V110H142V113H140L141 114V116L143 117V118H141L142 120V122L140 123V121H138L140 124H142V125H140V127L142 126V128H140V130H143V126H147V124H149V122L151 121V120H149V119H153V117H151L150 116V107L149 106ZM1 106V105H0ZM3 106V105H2ZM6 106V105H5ZM37 107H42V106H40V105H36ZM46 106V105H45ZM60 106V105H59ZM8 107V106H7ZM36 107V108H37ZM5 108V107H4ZM59 108V107H58ZM44 109H46V112H47V108L45 107ZM62 109H64V108H62ZM5 110V109H4ZM10 110V109H9ZM9 110H5L6 112L8 111L9 112ZM38 110V109H37ZM60 110V112H61V114H62V111H61V108L59 109ZM4 111V112H5ZM39 111V110H38ZM57 111V110H56ZM64 111V110H63ZM3 112V111H2ZM5 112V114H7ZM12 112V111H11ZM40 112H42V110H40ZM59 112V113H60ZM85 112L86 113H89L90 114V117L91 118H87V117H89L88 115H87V117H86V115H85ZM141 112V111H140ZM51 113V112H50ZM114 113V112H113ZM9 114H10V112H9ZM45 114V113H44ZM47 114H45V115H47ZM61 114H60V116H61ZM18 115V114H17ZM36 116H37V114H35ZM38 115H39V113H38ZM40 115H42V114H40ZM57 115H58V112H57ZM115 115V114H114ZM114 115L112 116V117H114ZM154 115V114H153ZM152 115V116H153ZM1 116H3L4 117V114L3 115H1ZM35 116V117H36ZM42 116H44V115H42ZM56 116V115H55ZM140 116V117H141ZM151 118H150V117ZM15 117V116H14ZM13 117V118H14ZM19 117V116H18ZM22 117V116H21ZM26 117V116H25ZM24 117V118H25ZM40 117L41 116H39V117H37V118H39L40 119ZM52 117V116H51ZM56 117H58V116H56ZM7 118V119H6ZM17 118V117H16ZM15 118V119H16ZM20 118V117H19ZM18 118V119H19ZM208 118H210V117H208ZM6 119V120H5ZM17 119V120H18ZM23 119V118H22ZM60 119V118H59ZM64 119V117H63V121L65 120ZM36 120V119H35ZM42 120L40 121V123L42 122ZM140 120V119H139ZM176 121H177V123L179 124L180 122H178V119H175ZM181 120V119H180ZM207 121H208V119H206ZM23 121V120H22ZM28 121H29V119H28ZM55 121H58V120H55ZM62 121V120H61ZM89 121H91V125H92V128H91V130H90V135L88 134V136L89 137H87L86 139H82L83 141H81V142H78V138H79V136H80V134L83 132L84 133V129L86 128V126H87V124H88V122ZM105 121V120H104ZM114 121V120H113ZM184 121V120H183ZM37 122V121H36ZM152 122V121H151ZM182 122V121H181ZM23 123H24V121H23ZM56 123V122H55ZM54 123V124H55ZM58 123H59V121H58ZM157 123V122H156ZM173 123H175V121H173ZM22 124V125H21ZM49 124L51 125V126H49ZM57 124V123H56ZM90 124V123H89ZM159 124V123H158ZM20 125V126H19ZM29 125V124H28ZM60 125V128H61V124H59ZM63 125H64V127H65V124H64V122H63V124H62V127H63ZM66 125V126H67ZM171 125H173V124H171ZM177 125V124H176ZM188 125V124H187ZM212 125V124H211ZM27 126V125H26ZM25 126V127H26ZM178 126H181V125H178ZM178 126H176V128H177V130H180L181 128H183V126L184 125H182L181 126V128L179 127V129H178ZM208 126V125H207ZM214 126V125H213ZM88 127V126H87ZM112 127V126H111ZM138 127H139V125H138ZM186 126H184V128H185ZM189 127V126H188ZM206 127V126H205ZM209 127V126H208ZM216 127V126H215ZM29 128V127H28ZM34 128V127H33ZM66 128V127H65ZM112 128H114V127H112ZM174 128V127H173ZM198 127H196V129H197ZM219 128V127H218ZM54 129V130H53ZM59 129V128H58ZM58 129H57V131H58ZM89 129H90V127H89ZM147 129V128H146ZM149 129V128H148ZM151 129V128H150ZM188 129V131H189V128H186V130ZM211 129H213V127H211L209 130H211ZM244 129H245V127H244ZM61 130H63V129H61ZM193 130V129H192ZM203 130H205V129H203ZM207 130V129H206ZM215 130H216V133H217V135L215 134V136H218V133L219 132H217V129L215 128ZM60 131V130H59ZM138 131H139V128H138ZM150 131V130H149ZM169 131V130H168ZM176 131V130H175ZM181 131H182V129H181ZM185 131V130H184ZM221 131V130H220ZM26 132H27V130H26ZM61 132V131H60ZM70 132V133H71ZM141 133H142V131H140ZM140 132H138V134L140 133ZM180 132V131H179ZM190 132V131H189ZM189 132H187L186 131V133L185 134H183V133H181V134H183V136L184 135H188V136H190L189 135ZM195 132V131H194ZM199 132V131H198ZM207 132V131H206ZM210 132V131H209ZM211 132H212V130H211ZM213 132H214V129H213ZM224 132V131H223ZM24 133V132H23ZM28 133V132H27ZM58 133V132H57ZM80 133V134H79ZM150 133V132H149ZM174 133V132H173ZM177 133H178V131H177ZM215 133V132H214ZM214 133H212V135H214ZM221 133V132H220ZM245 133H246V131H245ZM56 134V133H55ZM61 134V133H60ZM64 134V133H63ZM77 134H79V136L77 137L76 135ZM170 134V133H169ZM191 134V133H190ZM195 134V133H194ZM197 134V133H196ZM236 134V133H235ZM243 134V133H242ZM83 135V134H82ZM84 135H86V134H84ZM140 135V134H139ZM146 135V134H145ZM144 135V136H145ZM175 135V134H174ZM178 136H179V133L177 134ZM193 134H191V136H192ZM212 135H211V138H213V137H215V136H213L212 137ZM220 135V134H219ZM221 135H223V133L221 134ZM221 135H220V137H221ZM240 135V134H239ZM239 135H237V136H239ZM245 135V134H244ZM27 136H29V135H27ZM47 136V135H46ZM142 136V135H141ZM176 136V135H175ZM188 136H187V138L186 139H188ZM194 136V135H193ZM197 136V135H196ZM227 136V135H226ZM225 136V137H226ZM229 136V135H228ZM236 136V137H237ZM24 137L27 139H24ZM50 137V136H49ZM54 135H52V137H51V139L53 138V141H54ZM57 137V136H56ZM81 137H83L84 138V136H81ZM207 137V139L206 140H209L208 139V135L206 136ZM224 137V138H225ZM235 137V138H236ZM240 137V136H239ZM247 137V136H246ZM249 137V136H248ZM247 137V138H248ZM63 138V137H62ZM74 138H75V140H74ZM77 138V139H76ZM143 138V137H142ZM142 138L140 139V140H142ZM171 138V137H170ZM179 138V137H178ZM203 138V137H202ZM218 138H219V136H218ZM222 138H223V136L221 137V140H222ZM227 138V137H226ZM258 138V140H259V137H257ZM44 139V140H43ZM59 139V138H58ZM71 139V138H70ZM166 139V138H165ZM164 139V140H165ZM175 139H177V136H176V138ZM185 139V138H184ZM189 139H190V137H189ZM192 139V138H191ZM191 139H190V141H191ZM194 139V138H193ZM193 139H192V141H193ZM200 139V138H199ZM214 139V138H213ZM212 139V140H213ZM228 139V138H227ZM242 139H244L243 138V136H242ZM29 140V141H28ZM77 140V141H76ZM139 140V141H140ZM173 140V139H172ZM195 140H196V142L198 143V141H200V140H198V138L196 139L195 138ZM195 140L193 141L194 143H195ZM198 140V141H197ZM203 140V142L204 141H206V140H204V138L202 139ZM202 140L200 141V142H202ZM215 140L217 141V138H215ZM215 140H213V143H216L215 142ZM248 140H249V138H248ZM247 140V141H248ZM26 141L27 142H29V143H31V146H30V144L29 143H26ZM52 141V140H51ZM143 141V140H142ZM177 140H174V142H176ZM183 143H182V142ZM209 141H211V140H209ZM220 141V140H219ZM219 141H217V142H219ZM226 141V140H225ZM239 140H237V142H238ZM246 141V139H244V142L246 143L247 142ZM55 142V141H54ZM60 142H62V140L60 141ZM70 142H72V141H70ZM165 142H166V140H165ZM170 142H172V141H170ZM208 142V141H207ZM212 142V141H211ZM223 142L224 141H222V142H219V143H222V145L224 146V144H223ZM234 142V141H233ZM249 142V141H248ZM251 142V141H250ZM249 142V143H250ZM51 143V142H50ZM49 143V144H50ZM57 143H58V141H57ZM141 143V142H140ZM177 143H180L181 145H179V147H181L182 146V148H179V150L181 149L182 151L180 152L182 155H181V160H179L178 158H177V165L175 164V163H172L173 161H169L168 160V162H167V160L165 161L164 160V162H167V163H169V164H167V166L165 167V169H166V171H168V174H170V175H168V176H170V177H168L167 176V173H165L164 171H162V172H164L165 173V177H167V178H169L168 179V182L169 181H171V183H172V188L171 189H167V192L165 193L164 191V196L166 195V197H165V199H164V196L161 198L160 197V200L162 199V200H166L167 199V197L173 202H171L170 200H168V205L170 206V205H172V204H174L175 202V205H173L172 207H171V209H173V211H172V213L171 214H177L178 212L180 213V211L178 210V212H176L177 211V209H180V208H182V209H186V208H184L185 206V204H184V201H182V199L184 198H187L188 196L190 197V195L189 194H193L194 196L193 197H195L194 198V202H197L196 204H197V206H194V205H190V206H193V209H194V211H193V209H191V207H189L188 208V212H189V214H192V212H193V214L194 213H197V214H202L201 212H200V210H202V211H204V208H205V212H207L208 211V209H207V206H208V204H207V206H206V201L207 200H209L210 198L208 197V195H207V193H209L210 195H211V199H212V201L211 200H209L208 202H210L211 201V203L213 204V206H211V207H213L214 209H217L216 210V212H215V210H214V213H215V215L217 214L218 216H217V220L215 219V216H214V218L212 219V218H210V217H208V216H206V215H208V214H206L205 215V217L207 218H209L210 219V221H212V220H216V222H215V225L213 224V221L211 222L215 227L217 226H220L219 228H220V230L222 229L223 230V232L225 231L226 233H227V235H228V237H226V239H228V238H230V237H232L233 238V240L235 241V239L234 238H237L238 239V237H239V241H241V240H243L244 241V239H246V236H247V234L249 233V232H252V235L254 236V237H256L257 236V238L259 237V239L261 240H259V242H261V245L263 246V244H262V242L264 241V226H261L264 222H262L263 220H264V206H262L261 205V203H264V198L262 199V197L264 196L263 195V192H262V197H260V195H259V198L257 197L256 198V196L258 195V192L257 191H259V189H260V186L263 188L264 186H262V184L260 183L261 182V180H260V178H259V180H260V182H258V170H259V172H260V169L258 168L259 167V165L256 167V165H257V163L255 164V161H254V159H253V154H251V152L250 151H252V152H255L254 150H255V146L253 147L251 144V148H250V145H248V143H246V145H244V146H246V147H242V148H246L245 150H247V151H245V153H247V154H245L246 156H247V159H246V162H245V167L242 165V167H244V169L246 170H240L241 172H242V174H244V172H246V174H245V177H244V175H242V178L244 177V179L242 180V182H241V180H240V182L242 183V185L240 184V185H238L237 184V186L239 187V189H238V187H236L237 188V190H242V192H240V191H238V193L234 190L233 192H236L237 194H236V196H234V193H232V194H230V195H232L231 197H230V195L228 196L227 194H224V195H227V196H225L226 197V199L228 198V200L227 201H223L222 200V197H221V193H220V191H217L219 188H218V186H217V189H215L216 187V181L217 180H219V178H220V176H219V178L218 179H215V182H213V178H215V173L214 172H216L217 170H216V168H215V165L214 164H212V161L211 160H208L207 159V161H209L208 163H202V162H200V163H202V164H199L200 165V167H196V165L198 164L197 162H195V160H196V158L198 159L199 158V153H200V151H201V155L202 156H204L205 155V152L204 153H202V151L203 150H199V148H200V145H199V148L197 147V146H194V148H196L197 149V151H196V154H198V157L196 156V154H194L193 155V153H195L194 151H193V153H192V151H191V153H190V149L192 148L193 149V146H191L190 145V143H189V145L191 146V148L189 149V150H187L188 149V147H185V148H187V149H185L184 148V146H185V144L184 143H186V144H188V140H187V142H185L184 140H183V137H182V139H181V135H180V139H179V142H177ZM218 143V144H219ZM226 143V142H225ZM232 143V142H231ZM244 143V144H245ZM27 144H29V146L32 148L30 151H28L29 149V146H27ZM47 144V143H46ZM145 144V143H144ZM165 144V143H164ZM171 144V143H170ZM170 144H168V145H170ZM201 144V143H200ZM204 144V143H203ZM205 144H206V142H205ZM228 144V143H227ZM254 144V143H253ZM256 144V143H255ZM35 145V146H34ZM38 145V144H37ZM45 145V144H44ZM56 145H58V144H56ZM56 145H51L50 144V146H51V148L54 146H56ZM167 145V144H166ZM188 145V146H189ZM192 145H193V143H192ZM197 145V144H196ZM221 145V146H222ZM232 145V144H231ZM231 145H230V147H231ZM249 147H248V146ZM2 146H0V149H1V147ZM142 146V145H141ZM145 146V145H144ZM151 146V145H150ZM187 146V145H186ZM201 146H203L204 147V145H202L201 144ZM206 146H207V144H206ZM205 146V147H206ZM214 146H216V148H217V143H216V145H214ZM221 146H219L220 147V150H221V148H223V146L221 147ZM257 146V145H256ZM28 147V148H27ZM38 147H40V146H38ZM53 147V148H54ZM65 147V146H64ZM164 147H165V145H164ZM175 147H178V145H175ZM203 147H201V148H203ZM219 147L217 148V149H219ZM233 147H234V144H233ZM241 147V146H240ZM247 147H248V149H247ZM50 148V149H51ZM57 148V147H56ZM69 148V147H68ZM144 148V149H143ZM162 148H163V144H162ZM211 148H214L213 146L211 147ZM215 148V149H216ZM225 148V147H224ZM227 148V147H226ZM252 148H254V150H250V149H252ZM4 149V148H3ZM70 149V148H69ZM141 149H143V150H145V147H142ZM164 149V148H163ZM163 149H161L160 151H163ZM214 149V150H215ZM231 149V148H230ZM229 149V150H230ZM234 149H236V148H234ZM239 149V148H238ZM260 149V148H259ZM263 149V148H262ZM261 149V150H262ZM8 150V151H9ZM38 150V151H37ZM53 150V149H52ZM52 150L50 151L51 153H52ZM54 150H55V148H54ZM60 150V149H59ZM64 150V149H63ZM115 150V149H114ZM169 150H170V148H169ZM206 149L204 148V151H205ZM210 150H213V149H210ZM210 150H209V145H208V151L207 152H210ZM219 150V151H220ZM223 150V149H222ZM228 150V151H229ZM233 150V149H232ZM237 150V149H236ZM3 151H7V150H3ZM45 151V150H44ZM146 151V150H145ZM165 151V150H164ZM171 151V150H170ZM199 151V153H197ZM218 151V152H219ZM225 150H223V152H224ZM241 151V150H240ZM240 151H239V154H240ZM243 151V150H242ZM50 152H49V154H50ZM54 152V151H53ZM59 152V151H58ZM105 152H106V150H105ZM142 152V151H141ZM159 152V151H158ZM217 152V151H216ZM226 152V151H225ZM237 152V151H236ZM4 153V152H3ZM40 153V152H39ZM160 153V152H159ZM163 152H161V154H162ZM166 153V152H165ZM220 153H222V152H220ZM220 153H218V154H220ZM227 153V152H226ZM231 153V152H230ZM229 153V154H230ZM260 153H262V152H260ZM91 154V153H90ZM96 154V153H95ZM141 154V153H140ZM169 154V153H168ZM204 154V155H203ZM10 155H11V153H10ZM54 155H55V153H54ZM53 155V156H54ZM105 155V154H104ZM142 156H143V154H141ZM147 155V154H146ZM200 155V156H201ZM220 155H223V153L222 154H220ZM227 155V154H226ZM7 156H8V154H7ZM52 156V155H51ZM50 156V158H52ZM174 156H176V154L174 155ZM211 156V155H210ZM216 156V155H215ZM218 156V155H217ZM224 156H225V154H224ZM231 156V155H230ZM243 156V155H242ZM257 156V155H256ZM162 157V156H161ZM168 157V156H167ZM209 157V156H208ZM226 157V156H225ZM224 157V158H225ZM236 157V156H235ZM245 157V156H244ZM41 158H42V162H41ZM48 158H49V156H48ZM170 160H171V158L170 157H168ZM168 158H165V159H168ZM180 158V157H179ZM203 158V157H202ZM207 158V157H206ZM212 158H213V156H212ZM218 163H224L223 161H224V159H220V156H218ZM221 158H223V156L221 157ZM241 158H243V157H241ZM240 158V159H241ZM87 159H89V158H87ZM159 159H160V157H159ZM174 159H176V157H174ZM211 159V158H210ZM214 159H216V158H214ZM227 159V158H226ZM235 159V158H234ZM244 159V158H243ZM243 159H242V163H244L243 162ZM256 159V158H255ZM7 160V159H6ZM149 160V159H148ZM161 160V159H160ZM163 160V159H162ZM178 160H179V162H178ZM213 160V159H212ZM217 160V159H216ZM222 160V161H221ZM40 161V162H39ZM48 161H51V159L50 160H47V162ZM139 161V160H138ZM196 161H198V160H196ZM221 161V162H220ZM233 161V160H232ZM235 161V160H234ZM10 162V161H9ZM44 162H45V165H44ZM59 162V163H58ZM86 162H88V161H86ZM86 162H84V164L86 163ZM120 162V161H119ZM140 162V161H139ZM148 162V161H147ZM152 162V161H151ZM158 162V161H157ZM160 162V161H159ZM175 162V161H174ZM193 162H195V163H193ZM206 162V161H205ZM211 162V163H210ZM214 162V161H213ZM226 162V161H225ZM150 163V162H149ZM153 163V162H152ZM154 163H156V162H154ZM193 163V164H192ZM229 163V162H228ZM240 163V162H239ZM48 164V165H47ZM147 164V166H146V168L147 167H150V166H148V163H146ZM162 164V163H161ZM165 164V163H164ZM172 164H175V165H173V166H175V167H173L172 166ZM215 164H217V163H215ZM221 164V165H222ZM234 164V163H233ZM8 165V166H7ZM50 165V166H49ZM140 165V164H139ZM141 165H142V163H141ZM144 165H145V163H144ZM144 165H142V166H144ZM152 165V164H151ZM163 165V164H162ZM168 165H171L172 167H173V170H168L169 168L170 169H172L170 166H169V168H168ZM193 165H195V166H193ZM225 165V164H224ZM226 165H227V162H226ZM231 165V164H230ZM56 166V167H55ZM88 166V165H87ZM103 166H104V164H103ZM138 166V165H137ZM136 166V167H137ZM141 166V167H142ZM198 166V165H197ZM223 166V165H222ZM221 166V167H222ZM80 167V166H79ZM160 167H161V165H160ZM219 167V164H218V166H217V168ZM236 167V166H235ZM47 168V169H46ZM49 168V169H48ZM144 168V167H143ZM168 168V169H167ZM227 168V167H226ZM233 168V167H232ZM239 168V167H238ZM76 169H78V168H76ZM127 169V168H126ZM134 169H138V167L137 168H134ZM142 168H140V171H143V170H145V169H143V170H141ZM151 170H152V168H150ZM160 169V168H159ZM220 169V168H219ZM221 169H223V168H221ZM220 169V170H221ZM229 169V168H228ZM241 169V168H240ZM258 169V170H257ZM45 170H47V171H49L50 173H51V171L53 172V171H55L56 173H57V176H58V178H55V179H58V180H56V182H54L53 181V183H55V184H53V183H50V184H52V186H50V187H48L47 186V182L45 181V179H47V178H45L44 177V172H45ZM51 170V171H50ZM97 170V169H96ZM151 170H149L148 168L145 170V171H143L142 172V174L143 175H141V174H138L139 175V179L141 180V178H142V185H144L142 188H146L147 190H149V191H147V193H145V194H149L150 195V197H149V205H148V209H149V214H148V216L147 217H149V218H147V220H148V223H147V225H148V227L147 226H145L147 229H145V227H143L144 228V230H146L145 231V233L144 234H142L141 232V234H142V237H141V239H143L144 241H145V243H148V237H151V235L152 234H156L155 233V231L157 232V233H159L158 231H157V229H159L158 227V225L160 224V226L161 225H163V223L165 222V221H161V219H159L158 217H157V215H158V213H157V210H155V208H157V207H155V203H157V202H155V200L157 201V196H156V192H160L159 190H161L162 188H161V186L160 185H158V186H160V189L158 190V189H156V190H158V191H156V192H154L153 190H154V188H156V187H154L153 185H151L153 182H154V180H155V178H156V180H155V183H156V181L158 180V184H161V181H163V179H164V177L162 178V180H160V177H159V174H158V176H156V172H154L155 171V168L152 170L154 173H155V175H154V173L151 171ZM164 170V169H163ZM230 170V169H229ZM135 171V170H134ZM138 171H139V169L136 171L137 173H138ZM139 171V173H141ZM244 171V172H243ZM92 172V171H91ZM95 172V171H94ZM127 172V171H126ZM135 172V174H137ZM161 172V173H162ZM238 172H239V170H238ZM110 172H109V170H108V174H109ZM237 173V172H236ZM46 174H48V172L46 173ZM79 174V173H78ZM125 174V173H124ZM163 174V173H162ZM220 174H221V172H220ZM55 175V174H54ZM92 175V174H91ZM110 175V174H109ZM118 175H119V173H118ZM140 175L142 176V177H140ZM164 175V174H163ZM214 175V177L212 178V176ZM231 175H232V177L234 176V174H232L231 173ZM236 175V174H235ZM240 175V174H239ZM238 175V176H239ZM261 175V174H260ZM79 176V175H78ZM95 176V175H94ZM160 176H161V174H160ZM223 176V175H222ZM230 176V175H229ZM237 176V175H236ZM5 177H6V175H5ZM56 177V176H55ZM119 177V176H118ZM155 177V178H154ZM157 177L159 178V179H157ZM217 177V176H216ZM241 177V176H240ZM3 178H4V176H3ZM50 178V177H49ZM49 178H48V180H49ZM54 178V177H53ZM81 178V179H80ZM94 178V177H93ZM167 178L165 179V180H167ZM234 178V177H233ZM232 178V179H233ZM237 178V177H236ZM242 178H239V179H242ZM74 179V178H73ZM95 179V178H94ZM110 179V178H109ZM232 179H230L229 178V180H231L232 181ZM235 179V178H234ZM3 180V179H2ZM102 180V179H101ZM119 180H121V179H119ZM160 180V181H159ZM174 180V182H172ZM223 180V179H222ZM237 180V179H236ZM236 180H235V183H236ZM8 181V180H7ZM111 181V180H110ZM126 181V180H125ZM228 181V180H227ZM226 180H225V182H227ZM230 181V182H231ZM237 181H239V180H237ZM257 181V182H256ZM84 182H83V185H81L80 184V186H83L84 187V185H86V184H84ZM101 182V181H100ZM141 182V181H140ZM160 182V183H159ZM219 182V181H218ZM221 182V181H220ZM82 183V182H81ZM111 183H112V181H111ZM154 183V184H155ZM170 183V182H169ZM171 183H170V185H171ZM173 183H178L177 185H179V186H181V185H185V187L183 186H181L180 188H178L177 186H176V184L174 185ZM257 183H259V184H257ZM49 184V185H50ZM91 184V183H90ZM94 184V183H93ZM101 184V183H100ZM166 184H167V181H166ZM166 184L165 185H163V186H165L166 187ZM219 184V183H218ZM261 184V185H260ZM4 185H5V183H4ZM78 185H77V187H78ZM88 185H89V183H88ZM111 185V184H110ZM139 185V184H138ZM141 185V184H140ZM157 184H155V186H156ZM170 185H168V188H169V186ZM221 185V184H220ZM230 185H231V183H230ZM258 185H260V186H258ZM35 186H37V189H38V191H37V193L35 192V190H34V187ZM112 186H114V185H112ZM157 186V187H158ZM174 186H176L178 189H175V188H173ZM233 186V189H234V186H236L235 184L234 185H232ZM259 188H258V187ZM76 187V188H77ZM86 187V186H85ZM93 187V186H92ZM230 187V186H229ZM88 188H90V186L88 187ZM88 188H86V189H88ZM95 188V187H94ZM227 188V187H226ZM261 188V189H262ZM79 189V188H78ZM92 189V188H91ZM90 189V190H91ZM99 189V188H98ZM110 189V188H109ZM114 189V188H113ZM165 190H166V188H164ZM164 189H162V190H164ZM232 189V188H231ZM260 189V190H261ZM80 190V189H79ZM82 190V189H81ZM100 190V189H99ZM130 190V189H129ZM213 190H215V191H213ZM223 190H224V188H223ZM226 191H227V189H226ZM232 191V190H231ZM264 191V190H263ZM134 192V191H133ZM144 192H145V189H144ZM149 192V193H148ZM229 192V191H228ZM227 192V193H228ZM82 193V195H84L83 193V191L81 192ZM80 193V194H81ZM97 193V192H96ZM112 193V192H111ZM114 193V192H113ZM139 193V192H138ZM162 193V192H161ZM224 193H226V192H224ZM231 193V192H230ZM260 193V192H259ZM78 194V193H77ZM142 194V193H141ZM183 194V196H181ZM255 194H256V196H255ZM114 195H116V194H114ZM113 195V196H114ZM130 195V194H129ZM140 195V194H139ZM188 195V196H187ZM99 196H101V195H99ZM119 196V195H118ZM132 196V195H131ZM156 196V197H155ZM160 196H162V194L160 195ZM179 196L181 197V198H179ZM222 196H223V194H222ZM105 197V196H104ZM116 197V196H115ZM137 197V196H136ZM141 197V196H140ZM188 197V198H189ZM225 197H224V199H225ZM253 197H255L256 199H254ZM82 198H83V196H82ZM89 198V197H88ZM87 198V199H88ZM188 198H187V202H189L188 201ZM191 198H192V196H191ZM261 198V199H260ZM102 199V198H101ZM113 199V198H112ZM137 199H140V198H137ZM183 199V200H184ZM115 200V199H114ZM160 200H159V203H160ZM161 200V201H162ZM260 202H259V201ZM86 201V200H85ZM89 201V200H88ZM120 201V200H119ZM145 201V200H144ZM147 201V200H146ZM147 201V202H148ZM186 201V200H185ZM256 201H258L259 203H257L256 204ZM103 202V201H102ZM106 202V201H105ZM113 202V201H112ZM140 202H141V199H140ZM142 202H143V200H142ZM169 202H171L172 204H170ZM183 202V203H182ZM82 203H83V200H82ZM89 203V205H90V201L88 202ZM162 203V202H161ZM186 203V202H185ZM191 203H193V198H192V202ZM190 203V204H191ZM210 203V205H212ZM131 204V203H130ZM144 204V203H143ZM163 204V203H162ZM84 205V204H83ZM163 205H166V201H164V204ZM200 205L201 206H203V207H200ZM259 205H261V207L260 208H258V211H256L255 212V210H256V207H259ZM92 206V205H91ZM141 206V205H140ZM145 206V205H144ZM184 206V207H183ZM186 206H188L187 205V203H186ZM86 207V209H87V206H85ZM98 207V206H97ZM120 207V206H119ZM122 207V206H121ZM155 207V208H154ZM164 207V206H163ZM197 207V208H196ZM198 207H200V210H199V208ZM210 207V208H211ZM215 207H217V208H215ZM143 208V207H142ZM159 208H161V207H159ZM165 208H166V206H165ZM175 208V209H174ZM177 208V209H176ZM196 208V209H195ZM202 208V209H201ZM86 209H85V212H86ZM122 209V208H121ZM166 209H168V208H166ZM262 209V210H261ZM125 210V209H124ZM147 210V209H146ZM170 212H171V210H170V208L168 209ZM167 210V211H168ZM181 210V209H180ZM185 210V211H186ZM191 210H192V212H191ZM87 211H88V209H87ZM148 211V210H147ZM162 211H165V209L163 208L162 209ZM174 211L176 212V213H174ZM184 210L183 211H181V212H183V214L182 213H180V214H182V215H184V212H185ZM211 211V210H210ZM209 211V212H210ZM121 212H123V210L121 211ZM160 212V211H159ZM170 212H169V216L166 214V213H164L166 216H168L169 218H174V217H176V216H179V215H170ZM199 212V213H198ZM212 212V211H211ZM140 213V212H139ZM138 213V214H139ZM187 213V212H186ZM213 213V214H214ZM81 214H82V216H81ZM129 214V213H128ZM161 214V213H160ZM159 214V215H160ZM163 214V213H162ZM162 214H161V216H162ZM189 214L187 215V216H189ZM192 214V218H194V215H196V214H194L193 215ZM198 215V216H201V215ZM205 214V213H204ZM203 214V215H204ZM260 214H261V216H260ZM164 215V216H165ZM186 215V214H185ZM89 216V215H88ZM165 216V218L164 219H166V221H168L169 220V218L168 217H166ZM209 216H210V214H209ZM213 216V215H212ZM261 217L262 218V220H260L258 217ZM81 217V218H80ZM114 217V216H113ZM132 217V216H131ZM183 217V216H182ZM185 217L186 216H184L183 218V220H184V222L186 221L185 220ZM196 217V216H195ZM202 217H204V216H202ZM202 217H201V219L200 220H202ZM258 218V220H255V218ZM94 218V217H93ZM97 218V217H96ZM181 218V217H180ZM188 218H190V217H188ZM187 218V219H188ZM251 218H254V219H252V221H254V223L252 222V224L250 225L249 224V220H251ZM114 219V218H113ZM138 219V218H137ZM175 219V218H174ZM174 219H172V222H173V220ZM178 219V218H177ZM177 219L176 220H174V223L176 224H178V221H177ZM195 219V218H194ZM204 219V218H203ZM209 219H206V220H202V224H201V222L200 223H198V224H201L200 226L202 227H200L198 224H196V221H195V223L193 224V220L191 221L190 219H188V220H190V221H188L187 223H191L190 225H192V226H190V227H193L195 224L196 225H198L199 226V228L201 229V231H199V235L198 236H200V234H203V236L205 235V234H208L207 233V230L208 231H210L211 229V227H209V225L211 224L210 223V221H209ZM212 219V220H211ZM91 220V219H90ZM140 220H142V219H140ZM199 220V219H198ZM260 220V221H259ZM105 221H107V219L105 220V219H103V220H101V221H95L94 223H95V225H97V226H101V225H103L104 223L106 224L107 222H105ZM113 221V220H112ZM143 221V220H142ZM141 222V221H140ZM181 222H182V224H184L183 223V221H182V219H181V221H180V224H181ZM250 222V223H251ZM262 222V223H261ZM170 223V222H169ZM168 223V224H169ZM91 224H93V223H91ZM112 224V223H111ZM115 224V223H114ZM141 224H143V223H141ZM146 224V223H145ZM144 224V225H145ZM89 225V224H88ZM172 225L174 226V224L173 223H171V227H172ZM187 225V224H186ZM213 225H210V226H213ZM85 226H87L86 224H85ZM117 226V225H116ZM164 226H165V224H164ZM206 226V227H205ZM83 227V228H82ZM94 227V226H93ZM140 227V226H139ZM155 227H157L156 229H155ZM161 227H163V226H161ZM177 227V226H176ZM232 227H234V229L232 230L231 228ZM82 228V229H81ZM88 228V227H87ZM174 228V227H173ZM178 228H179V225H178ZM198 228V229H199ZM86 229V228H85ZM89 229V228H88ZM96 229V228H95ZM141 229V228H140ZM139 229V230H140ZM185 230H186V227L184 228ZM188 229V228H187ZM195 229H196V231L198 230L197 229V226H195ZM210 229V230H209ZM216 229V228H215ZM143 230V229H142ZM144 230H143V232H144ZM161 230V229H160ZM174 230V229H173ZM191 230H193L194 232H196L194 229H191ZM190 230V233L189 234H191V232H193V231H191ZM219 230V231H220ZM248 232H247V231ZM85 231V230H84ZM87 231V230H86ZM126 231V230H125ZM179 231H181V230H179ZM178 231V232H179ZM183 231V230H182ZM218 231V229H217V235H218V233H220ZM244 231H245V233H244ZM89 231H87L86 233H88ZM186 232V231H185ZM184 232V233H185ZM189 232V231H188ZM193 232V233H194ZM212 232V231H211ZM210 232V233H211ZM222 232V231H221ZM85 233V234H86ZM197 233V232H196ZM214 233H216V231H214ZM213 233V234H214ZM247 233V234H246ZM89 234V233H88ZM88 234H87V236H88ZM126 234H127V232H126ZM182 234V233H181ZM188 234V235H189ZM249 234H251V233H249ZM90 235V234H89ZM129 235V234H128ZM140 235V234H139ZM158 235V234H157ZM187 235V236H188ZM209 235V234H208ZM222 235H224V234H222ZM244 236V239H241L240 240V238H242L241 236ZM125 236V235H124ZM127 236V235H126ZM253 236H251V238L253 237ZM154 237V236H153ZM160 237V236H159ZM159 237H158V239H159ZM189 237V236H188ZM190 237H191V235H190ZM215 237H217V236H214V239H216ZM219 237V236H218ZM225 237V236H224ZM224 237L223 238H221V240H223L224 241ZM253 237V238H254ZM83 238H85V239H83ZM165 238V237H164ZM192 238V237H191ZM195 238H197V235H196V237ZM201 238V237H200ZM250 238V237H249ZM248 238V241L247 240H245L244 241V245L246 244V243H249L250 242V239ZM257 238H255V239H253L255 242L257 241ZM152 239V238H151ZM161 239V238H160ZM160 239H159V241H160ZM193 239V238H192ZM197 239H199V238H197ZM202 239V238H201ZM206 238L204 237V240H205ZM213 239V240H214ZM231 239V238H230ZM100 240V239H99ZM126 240H127V238H126ZM126 240L124 241L125 243H126ZM129 240V239H128ZM136 240V239H135ZM150 240V239H149ZM194 240V239H193ZM200 240V239H199ZM203 240V239H202ZM203 240V241H204ZM207 240V239H206ZM213 240H212V243H213ZM216 240H218V238L216 239ZM215 240V241H216ZM220 240V239H219ZM220 240V241H221ZM229 240V239H228ZM232 240V239H231ZM232 240V241H233ZM41 241H42V243H41ZM192 241V240H191ZM210 241V240H209ZM227 241V240H226ZM243 241H242V243H243ZM250 242V243H254L255 244V242ZM128 242V241H127ZM199 242H201V241H199ZM230 242V241H229ZM228 242V243H229ZM258 242V243H259ZM113 243V242H112ZM140 243V242H139ZM139 243H137V244H135V243H126V252H125V256H124V258L126 259L125 261H126V264H133L132 262V260H134L133 259V255L136 253V251H138V249H136L135 248V246H134V244L135 245H138ZM144 243V244H145ZM152 243V242H151ZM157 243H158V241H157ZM161 243V242H160ZM192 243V242H191ZM194 243V242H193ZM201 243H204V242H201ZM200 243V244H201ZM223 243V242H222ZM227 243V244H228ZM231 243V242H230ZM234 243V242H233ZM237 243H238V241H237ZM242 243H241V245H242ZM250 243L247 245L248 247H249V245H250ZM257 243V242H256ZM264 243V242H263ZM86 244V243H85ZM140 244H142V241H141V243ZM153 244V243H152ZM200 244H198L199 246H200ZM205 244V243H204ZM209 243L207 242V245L206 246H210V245H208ZM214 245L215 244H217V242H214L213 243ZM226 243H224V245H225ZM225 245L224 247H230V244H228V245ZM253 244V245H254ZM39 245V246H38ZM88 245V244H87ZM92 245V244H91ZM113 245H114V243H113ZM148 245H150V244H148ZM155 245V244H154ZM184 245H186L187 246V244H184ZM198 245H196L197 247H198ZM218 245H221V244H219V242H218ZM236 245V244H235ZM235 245H233V246H235ZM239 245V244H238ZM252 245V244H251ZM250 245V246H251ZM259 245V244H258ZM38 246V247H37ZM142 246V245H141ZM146 246H147V244H146ZM145 246V247H146ZM156 246V245H155ZM158 246V245H157ZM185 246V247H186ZM189 246V245H188ZM191 246V245H190ZM232 246V245H231ZM243 246V245H242ZM241 246V247H242ZM262 246H259V248H261L262 249ZM83 247V246H82ZM101 247V246H100ZM137 248L139 247V246H136ZM153 247V246H152ZM161 247V246H160ZM201 247H203V245L201 244ZM211 247H213V245L211 246ZM216 247V246H215ZM239 247V246H238ZM246 247V246H245ZM255 247V246H254ZM93 248V247H92ZM114 248V247H113ZM123 248V247H122ZM124 248H125V246H124ZM156 248V247H155ZM188 248V247H187ZM186 248V249H187ZM220 248H222V247H220ZM231 248V247H230ZM233 248V247H232ZM237 248V247H236ZM247 248V247H246ZM252 249H253V246L251 247ZM257 248V247H256ZM263 248H264V246H263ZM115 249V248H114ZM196 249H201V248H196ZM195 249V250H196ZM205 249V248H204ZM211 249V248H210ZM209 249V250H210ZM219 249V248H218ZM229 249V248H228ZM235 248H233V250H234ZM242 249V248H241ZM243 249H245V248H243ZM248 249V248H247ZM252 249H251V251H252ZM113 250V249H112ZM111 250V251H112ZM122 250V249H121ZM134 250H135V252H134ZM141 250V249H140ZM216 250V249H215ZM232 250V251H233ZM258 250V249H257ZM260 250V249H259ZM258 250V251H259ZM101 251H103V250H101ZM123 251V250H122ZM196 251H198V250H196ZM201 251H202V249H201ZM213 251V253H214V249L212 250ZM223 250H221V253H223L222 252ZM235 251V250H234ZM232 252L231 254L233 255V253H235V252ZM248 251H249V249H248ZM255 251V250H254ZM104 252V251H103ZM113 252V251H112ZM115 252V251H114ZM191 252V251H190ZM207 252V251H206ZM226 252V251H225ZM230 252V251H229ZM244 252H245V250H244ZM69 253V254H70ZM74 253V252H73ZM81 253V252H80ZM101 253V252H100ZM192 253V252H191ZM199 253V252H198ZM211 253V252H210ZM217 253H220V252H217ZM228 253V252H227ZM237 253V252H236ZM238 253H240L239 251H238ZM242 253H243V251H242ZM247 253V252H246ZM257 252H255L254 254H256ZM76 254V253H75ZM116 254V253H115ZM115 254H113V255H115ZM193 254V253H192ZM190 255V253H189V251L187 250L186 251V253H185V257H186V259H185V263H186V261H187V264H191V258H190V256H192V257H194V259H195V254L194 255ZM230 254V255H231ZM241 254V253H240ZM249 254V253H248ZM259 254H260V252H259ZM259 254H258V256H259ZM84 255H85V253H84ZM184 255V254H183ZM215 255V254H214ZM213 255V256H214ZM222 255V254H221ZM224 255V254H223ZM222 255V256H223ZM237 255V254H236ZM242 256H244L243 254H241ZM252 255V254H251ZM71 256V255H70ZM102 256V255H101ZM135 256H136V254H135ZM161 256V255H160ZM207 256V255H206ZM209 256V255H208ZM225 256H226V254H225ZM224 256V257H225ZM238 256V255H237ZM240 256V255H239ZM84 257V256H83ZM196 257H197V255H196ZM201 257V256H200ZM221 257V256H220ZM232 257H235L234 255L232 256ZM231 257V261H233V259L234 258H232ZM249 257H251V256H249ZM255 257H257V256H255ZM102 258V257H101ZM104 258V257H103ZM114 258H115V256H114ZM223 258V257H222ZM236 258V257H235ZM206 259V258H205ZM217 259H219V258H217ZM221 259V258H220ZM226 260L228 259V257L227 258H225ZM224 259V261H226ZM230 259V258H229ZM136 260V259H135ZM245 260V259H244ZM247 260H250V259H247ZM252 260V259H251ZM138 261V260H137ZM192 261H193V259H192ZM195 261V260H194ZM193 261V263H195ZM219 261V260H218ZM229 261V260H228ZM253 261V260H252ZM123 262V261H122ZM221 262H222V259H221ZM205 263V262H204ZM203 263V264H204ZM218 263V262H217ZM225 263V262H224ZM229 263V262H228ZM227 263V264H228ZM248 263V262H247ZM249 263H252L251 261L249 262ZM85 264V263H84ZM136 264V263H135ZM209 264V263H208ZM219 264V263H218ZM223 264V263H222ZM230 264H232V262H230ZM235 264V263H234Z\"/></svg>",
    "mask_w": 264,
    "mask_h": 264
},
{
    "label": "snow or ice",
    "instance_id": "obj_3",
    "mask_svg": "<svg viewBox=\"0 0 264 264\" xmlns=\"http://www.w3.org/2000/svg\"><path fill=\"white\" fill-rule=\"evenodd\" d=\"M0 3H2V0H0ZM107 25H108V20H105V28L107 29ZM41 243H42V241H41ZM39 246V245H38ZM37 246V247H38ZM0 264H2V262H0Z\"/></svg>",
    "mask_w": 264,
    "mask_h": 264
}]
</instances>
